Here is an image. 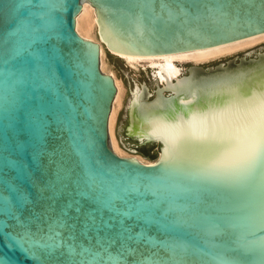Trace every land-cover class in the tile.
<instances>
[{"label": "water", "instance_id": "95a60500", "mask_svg": "<svg viewBox=\"0 0 264 264\" xmlns=\"http://www.w3.org/2000/svg\"><path fill=\"white\" fill-rule=\"evenodd\" d=\"M82 1L0 0V264H264V164L235 172L198 147L181 151L187 130L247 132L264 60L166 88L195 98L193 108L173 96L167 117H149L144 129L159 139L128 128L159 145L154 164L120 157L108 129L117 88L99 44L76 31ZM87 1L103 46L120 57L264 37V0ZM54 232L77 250L45 251L62 243Z\"/></svg>", "mask_w": 264, "mask_h": 264}, {"label": "rangeland", "instance_id": "374dc122", "mask_svg": "<svg viewBox=\"0 0 264 264\" xmlns=\"http://www.w3.org/2000/svg\"><path fill=\"white\" fill-rule=\"evenodd\" d=\"M93 42L103 45L99 32L98 35H95ZM104 48L105 72L102 69L101 71L103 74L113 75L119 81L122 91L114 124L115 147H118V153L121 156L115 153L110 134L109 147L120 157H138L146 163H155L160 153L158 144H139L135 139L127 137L128 128L131 126V112L134 109L137 110L140 117L151 110H167L173 103L174 95L166 92V83L163 84L154 77L155 71L147 61L136 65V68V66L128 65L117 55L110 53L106 47ZM260 60H264V40L206 63L197 64L191 60L176 59L174 66L180 71V74L178 79L174 80L175 82L186 80L195 75H215L217 72L223 71V65H225V70H230L257 64ZM135 100L137 103L134 108L131 106Z\"/></svg>", "mask_w": 264, "mask_h": 264}, {"label": "snow or ice", "instance_id": "6c2138e0", "mask_svg": "<svg viewBox=\"0 0 264 264\" xmlns=\"http://www.w3.org/2000/svg\"><path fill=\"white\" fill-rule=\"evenodd\" d=\"M187 142L181 140V151H192L194 147L205 150L208 159L206 162L214 167L226 168L235 172L251 173L261 164H264V90L260 93V98L252 102L248 113V129L246 133L237 135L235 131L223 132L210 130L206 136L193 135L190 130L185 132ZM131 199H134L130 195ZM119 204V201H117ZM136 220L134 217L131 218ZM128 218L124 220V228L129 232H134L132 225H129ZM140 222H143L140 220ZM57 227L66 224L62 218L54 222ZM58 233L61 245L55 248H45L50 254L59 251L67 246L68 250L75 252L77 246L71 240L66 241L61 232ZM146 235V234H145ZM87 249V252H91ZM107 249H101L93 253L94 258L100 257ZM117 255H120L119 251ZM111 254H109V258Z\"/></svg>", "mask_w": 264, "mask_h": 264}, {"label": "bare ground", "instance_id": "6f19581e", "mask_svg": "<svg viewBox=\"0 0 264 264\" xmlns=\"http://www.w3.org/2000/svg\"><path fill=\"white\" fill-rule=\"evenodd\" d=\"M82 16H79L76 18V31L84 38L85 40H90L93 42L95 35H98L99 27H98V20H97V14L95 13V8L89 7L88 1L84 0L82 1ZM264 37H258L250 42L247 43H239V44H231V45H224L214 51H203L197 54H186L180 57H172V58H164V59H145V58H132V57H120L117 55V57L125 60V62L128 65L136 66L144 61H147V63L150 64V66L154 69V77L159 80L161 83H166V88L175 89L180 83L185 81L184 79L179 80L175 82L174 79H178L180 71L177 70V68L174 66V60L181 59V60H191L195 63H206L212 60L219 59L227 54H231L233 52H236L240 49H245L250 46H252L255 43H258L260 41H263ZM100 58H101V69L103 72H105V62H104V56H105V48L100 43ZM115 55V54H114ZM137 68V66H136ZM144 69V67H143ZM111 77L114 79L117 90V95L114 100L111 115L109 118V134L111 138V142L114 145V151L118 155H120L118 147H115V140H114V124H115V117L117 114V109L121 97V86L119 84V81L111 75ZM176 94V93H174ZM180 102H183L184 108L192 109L194 106V100L193 99H183L181 98V92L177 93L176 95ZM138 100V99H137ZM137 100H135L131 107L135 108V105L137 103ZM146 111V110H145ZM168 109L167 110H157V111H149L148 113H145V115H141L139 117L137 110H132L131 112V126L129 127L130 131L129 134L135 138H138L140 141H142L144 138L147 139H159L157 135L154 133L152 129H144L145 121L151 117L153 120H158L160 117H167L168 116ZM121 156V155H120ZM123 157V156H122ZM127 158H134L137 161L146 164V165H152L154 163H146L141 158L138 157H127Z\"/></svg>", "mask_w": 264, "mask_h": 264}, {"label": "trees", "instance_id": "16d2710c", "mask_svg": "<svg viewBox=\"0 0 264 264\" xmlns=\"http://www.w3.org/2000/svg\"><path fill=\"white\" fill-rule=\"evenodd\" d=\"M145 156H148V155L145 154Z\"/></svg>", "mask_w": 264, "mask_h": 264}]
</instances>
